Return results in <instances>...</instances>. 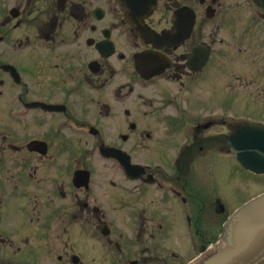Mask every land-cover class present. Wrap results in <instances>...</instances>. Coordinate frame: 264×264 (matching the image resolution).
Wrapping results in <instances>:
<instances>
[{"label":"flooded vegetation","instance_id":"1","mask_svg":"<svg viewBox=\"0 0 264 264\" xmlns=\"http://www.w3.org/2000/svg\"><path fill=\"white\" fill-rule=\"evenodd\" d=\"M246 107L257 0H0V264H190L263 180Z\"/></svg>","mask_w":264,"mask_h":264},{"label":"water","instance_id":"2","mask_svg":"<svg viewBox=\"0 0 264 264\" xmlns=\"http://www.w3.org/2000/svg\"><path fill=\"white\" fill-rule=\"evenodd\" d=\"M230 142L243 166L264 172V125L245 126ZM193 264H264V193L239 207L221 239Z\"/></svg>","mask_w":264,"mask_h":264},{"label":"rangeland","instance_id":"3","mask_svg":"<svg viewBox=\"0 0 264 264\" xmlns=\"http://www.w3.org/2000/svg\"><path fill=\"white\" fill-rule=\"evenodd\" d=\"M241 112L246 115H255L261 118H264V108H254V107H246L241 108ZM259 179H263L262 181H257L254 185H246L244 186V191L242 195V200L238 201L234 198V194L232 189H229V198H228V210L231 212L233 209H236L237 206L241 205L243 201L247 200L249 197L253 196L254 194L261 192L264 190V175L260 176Z\"/></svg>","mask_w":264,"mask_h":264}]
</instances>
